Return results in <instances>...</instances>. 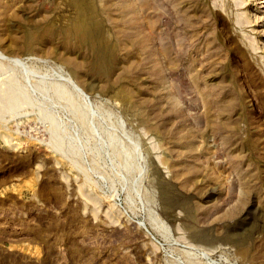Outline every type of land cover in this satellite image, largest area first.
<instances>
[{
  "label": "rangeland",
  "instance_id": "1",
  "mask_svg": "<svg viewBox=\"0 0 264 264\" xmlns=\"http://www.w3.org/2000/svg\"><path fill=\"white\" fill-rule=\"evenodd\" d=\"M258 6L0 0V264H264Z\"/></svg>",
  "mask_w": 264,
  "mask_h": 264
},
{
  "label": "bare ground",
  "instance_id": "2",
  "mask_svg": "<svg viewBox=\"0 0 264 264\" xmlns=\"http://www.w3.org/2000/svg\"><path fill=\"white\" fill-rule=\"evenodd\" d=\"M250 0H233L234 2V5H237V6H245L247 4V2H249ZM255 1V0H254ZM258 2V7L259 9H264V0H256ZM223 6L226 5L225 2L222 3ZM221 6V5H220ZM221 8V7H220ZM249 10H243V20H240V18H237V22L240 23L241 25L243 23H251L255 20V16L254 18L251 17L249 14ZM262 16H260V19L262 21H264V11H262ZM253 48H257V47H260V46H256L258 44V41L253 39ZM255 45V46H254ZM263 48V47H262ZM4 59L7 60L8 62H10L11 64L13 65H21V64H25L26 62L23 61L22 58L20 57H16V56H7V55H4ZM61 76V75H60ZM63 78V77H62ZM63 80L65 83L69 84L71 90L76 93L78 96H81L82 98H86V94L85 92L79 87L77 86L76 84H74L73 82H70L68 79H66L64 77V79H61ZM81 98V99H82Z\"/></svg>",
  "mask_w": 264,
  "mask_h": 264
}]
</instances>
